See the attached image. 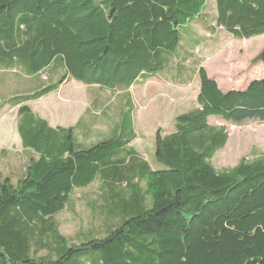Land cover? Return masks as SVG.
Instances as JSON below:
<instances>
[{
  "label": "trees",
  "instance_id": "obj_1",
  "mask_svg": "<svg viewBox=\"0 0 264 264\" xmlns=\"http://www.w3.org/2000/svg\"><path fill=\"white\" fill-rule=\"evenodd\" d=\"M187 26L202 38L181 57ZM219 33L263 35L264 0H0V69L37 81L49 72L46 84L2 105L17 108L27 157L0 173V264H264V156L215 169L228 134L210 123L264 121V76L220 89L193 53ZM189 60L193 74L185 76ZM252 62L264 66V46ZM164 71L176 82L196 76L199 90L197 107L154 135L162 168L130 145V110L104 116L112 136L86 143L92 116L52 128L27 105L73 78L96 87L87 113L101 92ZM94 183L99 229L61 234L56 216Z\"/></svg>",
  "mask_w": 264,
  "mask_h": 264
},
{
  "label": "rangeland",
  "instance_id": "obj_2",
  "mask_svg": "<svg viewBox=\"0 0 264 264\" xmlns=\"http://www.w3.org/2000/svg\"><path fill=\"white\" fill-rule=\"evenodd\" d=\"M201 35L188 29V26L186 29H180V44L184 46L178 49L181 57L189 50V46L185 48L186 43L201 41ZM263 46L264 34L239 40L219 33L215 40L193 49V53L194 57L201 61L207 75L225 91L244 88L251 78L264 76V66L252 62ZM185 65L188 68L185 76H189L194 64L189 60ZM174 73L166 74L164 71L152 75L127 90L101 92L100 105L90 107L87 113L85 111L90 101L88 93L96 87H87L73 78L61 84L57 91L28 102L27 105L52 128L70 127L82 116H85V119L92 116L96 122L92 134L86 139L80 137L86 143L96 141L99 136L100 139L112 136L108 124L102 122L104 116H118L120 112L130 110L136 135L130 145L151 167L162 168L163 165L154 157V135L157 129L167 131L171 124L173 125L176 115L197 107V77L192 76L185 82H174ZM48 74V71H43L37 81L16 69H0V173L19 170L27 157V151L22 148L16 129L17 108L2 105L13 95L33 92L38 88L40 81L46 84L49 80ZM50 81L55 82L56 75L50 78ZM210 123L224 126L228 134L225 146L212 158L215 169L233 167L241 159L250 161L264 156V121L251 120L234 124L213 118ZM96 186L97 183H94L89 188L75 191L70 206L56 216L61 234L71 236L90 228L99 229L102 218L98 213Z\"/></svg>",
  "mask_w": 264,
  "mask_h": 264
}]
</instances>
